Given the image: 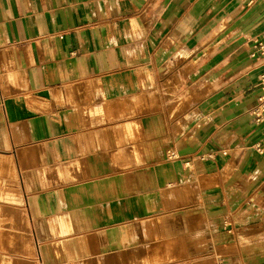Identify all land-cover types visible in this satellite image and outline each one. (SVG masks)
Masks as SVG:
<instances>
[{"label":"crops","instance_id":"obj_1","mask_svg":"<svg viewBox=\"0 0 264 264\" xmlns=\"http://www.w3.org/2000/svg\"><path fill=\"white\" fill-rule=\"evenodd\" d=\"M262 78L264 0H0V264H264Z\"/></svg>","mask_w":264,"mask_h":264},{"label":"built area","instance_id":"obj_2","mask_svg":"<svg viewBox=\"0 0 264 264\" xmlns=\"http://www.w3.org/2000/svg\"><path fill=\"white\" fill-rule=\"evenodd\" d=\"M261 91L262 93L258 97V103H259L258 108H257L258 112H262L264 110V78H262V82H261Z\"/></svg>","mask_w":264,"mask_h":264},{"label":"bare ground","instance_id":"obj_3","mask_svg":"<svg viewBox=\"0 0 264 264\" xmlns=\"http://www.w3.org/2000/svg\"><path fill=\"white\" fill-rule=\"evenodd\" d=\"M1 211V210H0ZM3 211V210H2ZM0 213H2V212H0ZM16 215V214H15ZM18 215V214H17ZM21 215V214H20ZM4 216H6V215H4ZM24 216V215H23ZM20 219L22 220V217H20ZM24 219V218H23ZM145 264V263H144Z\"/></svg>","mask_w":264,"mask_h":264},{"label":"rangeland","instance_id":"obj_4","mask_svg":"<svg viewBox=\"0 0 264 264\" xmlns=\"http://www.w3.org/2000/svg\"><path fill=\"white\" fill-rule=\"evenodd\" d=\"M189 264V263H188ZM192 264V263H191ZM198 264H201V262L200 263H198Z\"/></svg>","mask_w":264,"mask_h":264}]
</instances>
